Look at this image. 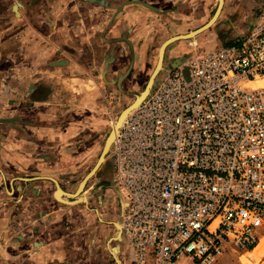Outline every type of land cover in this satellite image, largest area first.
Returning <instances> with one entry per match:
<instances>
[{
	"label": "crops",
	"instance_id": "1",
	"mask_svg": "<svg viewBox=\"0 0 264 264\" xmlns=\"http://www.w3.org/2000/svg\"><path fill=\"white\" fill-rule=\"evenodd\" d=\"M263 5L0 0V264H135L118 230L111 157L83 185L85 201L74 203L75 179L96 165L116 107L141 91L158 55L167 70L184 54L238 44ZM169 38L178 40L159 53Z\"/></svg>",
	"mask_w": 264,
	"mask_h": 264
},
{
	"label": "built area",
	"instance_id": "2",
	"mask_svg": "<svg viewBox=\"0 0 264 264\" xmlns=\"http://www.w3.org/2000/svg\"><path fill=\"white\" fill-rule=\"evenodd\" d=\"M110 157L135 264L254 250L264 234V5L238 44L165 70Z\"/></svg>",
	"mask_w": 264,
	"mask_h": 264
},
{
	"label": "rangeland",
	"instance_id": "3",
	"mask_svg": "<svg viewBox=\"0 0 264 264\" xmlns=\"http://www.w3.org/2000/svg\"><path fill=\"white\" fill-rule=\"evenodd\" d=\"M174 43V42H173ZM170 44H172V43H170ZM173 60V59H172ZM172 60H169L170 62H172ZM157 61H158V58H157V60L156 59H154V61H152V63L150 64V69H148L147 70V72L148 73H146V75H144V77H143V86L141 87V91H139V93H137V92H131V91H129V90H126L127 92L126 93H129V94H127L128 95V99H127V101H126V103L122 106V107H120V106H117L116 107V111L114 112V114H113V116H112V123L117 119V117H118V115L120 114V112L123 110V109H125L127 106H129L133 101H132V99L133 98H135V94H140L141 92H143L144 91V89H145V87H146V85H147V82H148V80H149V78H150V76L152 75V72H153V70H154V68H155V66H156V64H157ZM165 61H168V58H166L165 59ZM161 63V62H160ZM166 63V62H165ZM155 65V66H154ZM163 65V64H162ZM159 66H160V64H159ZM157 67V74H156V72H155V74H153V76H152V80H153V83H151V85H149L148 87H149V92H148V94L150 93V91L153 89V87H154V85H155V83L158 81V79L161 77V75L163 74V72L165 71V69H163L164 67L163 66H161V68L160 67ZM154 67V68H153ZM151 73V74H150ZM155 75V76H154ZM121 93H123V92H121ZM147 94V95H148ZM136 95V96H137ZM146 95V96H147ZM134 100V99H133ZM144 100V99H143ZM115 102H116V100H115ZM112 126V125H111ZM111 126H109V127H107V129H106V132H105V134H104V136H103V139H102V141H106V137H107V135L109 134V132H110V129H111ZM105 144V143H104ZM101 150V149H100ZM111 151H112V149H111ZM110 150H108V152H107V154L105 155V158H107L108 160H110V156H111V154H110V152H111ZM100 154V151H99V153H98V155L96 156V159H98V156H100L99 155ZM96 159H94V160H96ZM93 160V162L95 163V161ZM102 162H104V161H101V163ZM91 168H92V164L86 169V170H83L82 172H81V174H78V176H77V178L75 179V186L79 183V182H81L82 184L85 182V184H84V186L85 187H87L89 184H91L92 183V180H94V178L96 177V176H94L93 175V173H94V171H95V169L97 168H95L94 170H93V168H92V170H91ZM86 177V178H85ZM85 178V180H83ZM79 188V187H78ZM77 192V191H76ZM75 192V193H76ZM75 193H73V194H75ZM80 193V192H79ZM82 195H84V196H86V199H87V193H85V194H82ZM72 198L76 201L77 200V198L76 197H74V196H72ZM85 199V200H86ZM85 200H82V201H85ZM79 202H81V201H79ZM74 203H76V202H74ZM120 217H121V208H120ZM119 230V229H118ZM260 243H263L262 245H261V247H256L255 248V250L253 251V252H235V251H233V250H229V249H226L224 252H222V254H220L218 257H217V260L213 263V264H264V234H262V236H261V240H260ZM254 253V254H253ZM185 261V260H184ZM147 264H152V262H151V256L150 255H148V263ZM185 264H197V263H195V262H185Z\"/></svg>",
	"mask_w": 264,
	"mask_h": 264
},
{
	"label": "bare ground",
	"instance_id": "4",
	"mask_svg": "<svg viewBox=\"0 0 264 264\" xmlns=\"http://www.w3.org/2000/svg\"><path fill=\"white\" fill-rule=\"evenodd\" d=\"M187 36H192V34H189V35H186L185 37H187ZM161 52V54H162V52H163V47H162V49L160 50ZM160 62H161V59H160V61L159 62H157L158 63V66H159V64H160ZM161 65V64H160ZM160 67V66H159ZM157 71V70H156ZM155 69H154V73H152V76H153V74H155ZM152 76L150 77V79H149V84H148V86L149 85H151V83H152ZM263 81H261L260 83H262ZM147 86V89H144V91L143 92H141L140 94H138L137 96L135 95V98H134V100H133V102L129 105V106H127L125 109H124V113L122 114V116L120 117V118H118L117 117V119L111 124L112 126H111V129H110V131L112 130V133H111V135H110V137H109V139L107 140V141H105L106 142V150H110L111 151V149H112V146H113V144H114V142H115V139H116V136H117V134H118V132H119V130H120V128H121V126H122V124H123V122L125 121V119L145 100V98L147 97L146 95L148 94V92H149V87ZM144 99V100H143ZM104 142V143H105ZM110 154H111V152H110ZM102 161V160H101ZM100 161V162H101ZM82 187H83V184H80V187L77 189V192L75 193V194H71L72 196H74V197H76L77 198V200L75 201V202H79V201H82V200H85L86 199V196H84V195H80L79 196V192L81 191V189H82ZM57 197L59 198V194H60V192L58 191L57 193ZM66 195H68V194H66ZM62 201H64V202H68L66 199H62V198H60ZM121 218V217H120ZM118 229L121 231V223L120 224H118ZM263 243H259V245H258V247H261V245H262ZM257 247V248H258ZM255 250V249H254ZM254 250H252V251H250V252H253ZM254 254V253H253Z\"/></svg>",
	"mask_w": 264,
	"mask_h": 264
},
{
	"label": "water",
	"instance_id": "5",
	"mask_svg": "<svg viewBox=\"0 0 264 264\" xmlns=\"http://www.w3.org/2000/svg\"><path fill=\"white\" fill-rule=\"evenodd\" d=\"M220 2H221V0H220ZM216 13H217V11H216ZM216 13L213 15V17H212V18H211V19H210V20H209L204 26H202L201 28L196 29V30H194V31H191V32H189V33H187V34H185V35L194 34V35H192V36H195V35H196L198 32H200L202 29H204V28H206L207 26H209V24H210V23L212 22V20L215 18ZM178 36H179V35H178ZM180 36H182V35H180ZM171 38H172V37H171ZM171 38L167 39L166 41H164V42L161 44V46H160V50L162 49V47H163V49H164L165 46H167L168 44L173 43V42H177V40H178V39H172V40H171ZM180 38H181V37H180ZM160 50H159V53H160ZM189 55H190V54H184L182 57H178V58L173 59V60H172V63H173V62H176V63L174 64V66H169L168 69L171 70V69L176 68V67L179 66V65H182V64L184 63L185 59L189 57ZM161 57H162V56H161ZM159 61H160V55H158V62H159ZM157 67H158V63H157V65H156L155 68H154L155 71L158 70ZM157 72H158V71H157ZM157 72H156V74H157ZM152 73H154V70H153ZM183 73H184L185 76L188 75V70H187V67H186V66L183 68ZM151 76H152V75H151ZM151 76H150V77H151ZM154 76H155V75H154ZM153 78H154V77H153ZM149 79H150V78H149ZM149 82H150V81L148 80L145 89H147V86H148ZM152 83H153V80H152ZM123 113H124V109L120 112V114L118 115V118H120V117L122 116ZM111 133H112V130H111V131L109 132V134L107 135V137H106V141L109 139ZM108 150H109V149H108ZM108 150H106V142H105V144H104V146H103V148H102L101 154H100V156H99V158H98V160H97V163H96V165L93 167V170L95 169V167L99 164V162H100L101 160L104 161V159H105V155L107 154ZM105 167H106V170H111V168H112V163H111V161H107V162L105 163ZM85 178H86V177H85ZM85 178H84L83 180H85ZM58 191H59V192H63L61 189H58Z\"/></svg>",
	"mask_w": 264,
	"mask_h": 264
},
{
	"label": "flooded vegetation",
	"instance_id": "6",
	"mask_svg": "<svg viewBox=\"0 0 264 264\" xmlns=\"http://www.w3.org/2000/svg\"><path fill=\"white\" fill-rule=\"evenodd\" d=\"M85 184V182L83 183V185ZM71 202V201H68V203Z\"/></svg>",
	"mask_w": 264,
	"mask_h": 264
}]
</instances>
